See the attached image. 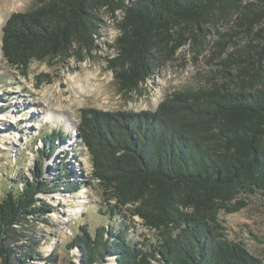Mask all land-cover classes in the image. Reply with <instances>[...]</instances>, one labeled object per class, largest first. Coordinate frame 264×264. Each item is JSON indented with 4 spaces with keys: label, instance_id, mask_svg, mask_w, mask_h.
<instances>
[{
    "label": "trees",
    "instance_id": "obj_1",
    "mask_svg": "<svg viewBox=\"0 0 264 264\" xmlns=\"http://www.w3.org/2000/svg\"><path fill=\"white\" fill-rule=\"evenodd\" d=\"M103 6L122 12L109 62L125 90L137 88L188 38L198 53L207 25L231 22L226 34L241 32L247 40L228 59L236 72L221 83L174 91L154 110H78L77 137L90 157L92 178L115 201L106 212L117 219L118 211H126L155 236L131 240L124 221L117 228L98 226L93 234L82 224L68 250L80 247L83 264L107 256L116 264H264L227 239L218 220L220 212H238L247 197L264 193V0H35L2 25L3 58L26 75L32 60L70 56L93 45ZM47 77L38 75L37 84ZM65 137L58 130L46 134L51 150L40 152L31 180L9 185L0 199L2 264L35 259L37 251L15 255L13 233L23 218L50 211L38 194L80 188L60 175L72 174L64 167L55 184L43 179V158Z\"/></svg>",
    "mask_w": 264,
    "mask_h": 264
},
{
    "label": "rangeland",
    "instance_id": "obj_2",
    "mask_svg": "<svg viewBox=\"0 0 264 264\" xmlns=\"http://www.w3.org/2000/svg\"><path fill=\"white\" fill-rule=\"evenodd\" d=\"M34 1L0 0V199L9 185L16 188L25 179L31 180L38 155L51 150L45 140L46 134L61 131L65 140H57L52 156L42 160L43 179L57 182L58 172L64 167L65 172L72 174L69 177L60 175L80 188L74 193L59 188L38 194L51 209L43 215L23 218L15 225V255L23 258L25 253L37 251L35 259H29L26 264H81L82 249L75 246L68 250L67 245L82 224L93 234L98 226L117 228L124 221L122 224L129 226L128 237L145 242L154 238L155 231L143 225L138 217H129L126 211H118L117 219L106 212L115 201L92 178L90 157L77 137L78 110L83 107L108 111L154 110L174 91L195 90L209 81L221 83L227 80L228 73L236 72L235 65L228 59L242 52L247 38L241 32L228 36L226 33L234 26L231 22L207 25L205 36L200 37L198 53L193 39L188 38L137 88L125 90L115 78L109 62L116 54L114 46L120 34L122 12L119 9L111 12L108 6H103L97 10L99 28L93 36V45H82L70 56L32 60L26 75H22L2 56L1 27L11 13L28 10ZM188 35L192 34L185 31V36ZM238 60L246 65L242 56ZM42 73L48 74L49 81L37 84L36 77ZM77 85H91L92 89L77 93ZM59 102L61 106L57 107L55 104ZM58 108L71 118L73 133L58 123L41 121L46 109ZM246 200L247 205L240 211L220 212L218 220L225 228L227 239L240 243L251 255L264 260V193L250 195ZM110 261L115 264L113 256H107L99 264Z\"/></svg>",
    "mask_w": 264,
    "mask_h": 264
},
{
    "label": "bare ground",
    "instance_id": "obj_3",
    "mask_svg": "<svg viewBox=\"0 0 264 264\" xmlns=\"http://www.w3.org/2000/svg\"><path fill=\"white\" fill-rule=\"evenodd\" d=\"M88 81V80H87ZM72 88V87H71ZM91 88V85H77L75 87V91L77 93L79 92H88ZM56 103V102H55ZM57 107H60L61 104L60 102L55 104ZM61 109L58 108L56 110H51V109H46L45 110V115L43 117H41V121H52L55 125L56 123H58L59 125L63 126V128H65L66 130H69L70 132H72V130L74 129L72 122H71V118L69 119V117H66L63 113L60 112ZM11 120V119H10ZM73 133V132H72ZM109 264H114L112 261L109 262Z\"/></svg>",
    "mask_w": 264,
    "mask_h": 264
},
{
    "label": "water",
    "instance_id": "obj_4",
    "mask_svg": "<svg viewBox=\"0 0 264 264\" xmlns=\"http://www.w3.org/2000/svg\"><path fill=\"white\" fill-rule=\"evenodd\" d=\"M80 261H81V264H83V261H82V256L80 257ZM116 264V263H115Z\"/></svg>",
    "mask_w": 264,
    "mask_h": 264
}]
</instances>
